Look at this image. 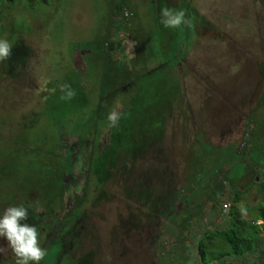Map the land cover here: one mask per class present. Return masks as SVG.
Masks as SVG:
<instances>
[{"label": "rangeland", "instance_id": "rangeland-1", "mask_svg": "<svg viewBox=\"0 0 264 264\" xmlns=\"http://www.w3.org/2000/svg\"><path fill=\"white\" fill-rule=\"evenodd\" d=\"M118 2L0 0L29 49L0 62V216L28 209L40 264H264V0Z\"/></svg>", "mask_w": 264, "mask_h": 264}, {"label": "clouds", "instance_id": "clouds-1", "mask_svg": "<svg viewBox=\"0 0 264 264\" xmlns=\"http://www.w3.org/2000/svg\"><path fill=\"white\" fill-rule=\"evenodd\" d=\"M162 23L167 28H180L187 24L184 10H172L167 7L161 10ZM12 45L6 39H0V62L7 60L12 54ZM64 93L60 98L70 100L75 96V91L69 84L59 85ZM122 114L115 108L108 114L109 127H115ZM29 211L23 205L9 206L0 216V238L7 241L8 247L16 257L15 264H40L47 256V250L40 244V233L36 226L26 223ZM264 223V221H258ZM5 248L0 247V253Z\"/></svg>", "mask_w": 264, "mask_h": 264}, {"label": "trees", "instance_id": "trees-1", "mask_svg": "<svg viewBox=\"0 0 264 264\" xmlns=\"http://www.w3.org/2000/svg\"><path fill=\"white\" fill-rule=\"evenodd\" d=\"M116 1H117V3H119L118 0H116ZM117 3H115L113 5V8L111 10V16H114L116 14V12H118L120 10V8H121L120 5H117ZM12 47L13 48H12L11 56L7 60L1 62L2 69L5 70L4 74L7 77H10V78L14 77L16 70L24 65L25 58L29 54V49L26 46L23 45V43H22V41L20 39H17L12 44ZM260 220H264V213H263V215H262ZM231 230H232V228H228V229L223 230L221 232L219 231L217 233V235H215V236H218L217 238H221L223 241L227 240L229 242V238L227 237V234L230 235L231 234ZM259 241L260 240L258 239V236L257 237L255 236V239L252 240L251 243L249 242L250 246L249 245L248 246L251 247L253 244H255L254 247H256V248H258V246L261 247V243H259ZM245 246H247V245L245 244ZM259 249H257V251ZM259 251H261V250H259ZM200 254L202 256L201 252H200ZM89 255L90 254H86L85 256H82L79 259V263L80 264H89Z\"/></svg>", "mask_w": 264, "mask_h": 264}, {"label": "crops", "instance_id": "crops-1", "mask_svg": "<svg viewBox=\"0 0 264 264\" xmlns=\"http://www.w3.org/2000/svg\"><path fill=\"white\" fill-rule=\"evenodd\" d=\"M258 221H264V220L256 219L255 222H254V224H255V225H260V224H262V226L264 225V223H259V224H258ZM263 246H264V245H263ZM263 251H264V250H263ZM258 256H259V258L262 260L263 257H264L263 252H262V251H259Z\"/></svg>", "mask_w": 264, "mask_h": 264}, {"label": "built area", "instance_id": "built-area-1", "mask_svg": "<svg viewBox=\"0 0 264 264\" xmlns=\"http://www.w3.org/2000/svg\"><path fill=\"white\" fill-rule=\"evenodd\" d=\"M123 12V18H129L130 16H131V13L130 12H128L127 10L126 11H122Z\"/></svg>", "mask_w": 264, "mask_h": 264}]
</instances>
